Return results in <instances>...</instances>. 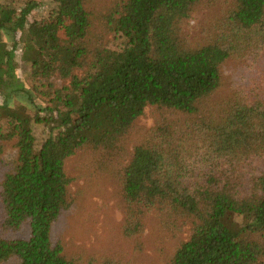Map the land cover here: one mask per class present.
Returning <instances> with one entry per match:
<instances>
[{
  "label": "trees",
  "instance_id": "obj_1",
  "mask_svg": "<svg viewBox=\"0 0 264 264\" xmlns=\"http://www.w3.org/2000/svg\"><path fill=\"white\" fill-rule=\"evenodd\" d=\"M206 1L54 0L40 21L29 19L35 0L14 10L0 1V117L9 125L0 130V264H122L68 254L52 227L73 202L67 160L84 148L109 155L147 106L176 117L159 121L124 168L123 236L141 243L152 214L168 236L191 225L167 264L264 258V0H226L205 36L189 40L183 25ZM109 34L125 47L111 49ZM230 59L243 64L241 80L213 99ZM39 124L48 133L37 148ZM14 140L16 158L7 164L5 143ZM26 223L28 238L5 236Z\"/></svg>",
  "mask_w": 264,
  "mask_h": 264
},
{
  "label": "rangeland",
  "instance_id": "obj_2",
  "mask_svg": "<svg viewBox=\"0 0 264 264\" xmlns=\"http://www.w3.org/2000/svg\"><path fill=\"white\" fill-rule=\"evenodd\" d=\"M0 1L5 5L9 4L8 8L14 10L23 8L28 0ZM35 1L39 7L29 15L30 21L47 19L50 10L55 6L54 0ZM228 5L226 0H211L196 5L190 18L183 25L184 36L192 41L197 40L199 36L204 37L201 31L207 32L206 28L214 19L217 20L224 14ZM201 40L196 42L200 43ZM107 43L111 49L121 50L125 47L126 40L115 34H109ZM16 61L23 81L31 86L33 82L27 76L30 65L23 62L20 48L17 50ZM242 65L233 59L225 62L222 67L224 83L213 99H221L232 94L233 87L236 86L234 81L241 80ZM1 103L2 98H0ZM173 116L175 115H172L170 111L159 109L157 106H147L124 141L109 155L106 153L101 156L94 150L84 148L67 160L65 169L72 179L70 193L73 202L71 207L64 211L53 224L54 243L63 245L68 254L114 257L122 264H167L169 262L177 247L190 237L192 230L190 223L184 224L177 235L168 236L156 227V218L149 214L145 217V228L139 236L141 243L126 239L121 231L124 212L122 211L120 182L124 168L131 159L133 148L144 144L150 138L151 132L159 121ZM179 117L185 119V117ZM8 129L7 120L0 117V130L3 132ZM47 133L48 129L43 125H34L33 134L37 148L46 139ZM14 144L15 140L5 143L7 150L3 155V161L7 164L16 158ZM257 167L260 168L258 165ZM4 171L5 167L0 164V182ZM1 213L0 205V235H3ZM236 220L242 222L240 217ZM29 234L30 228L26 223L20 231L8 233L5 236L13 239L28 238ZM251 239L260 240L256 235L251 236ZM259 264H264V258Z\"/></svg>",
  "mask_w": 264,
  "mask_h": 264
}]
</instances>
